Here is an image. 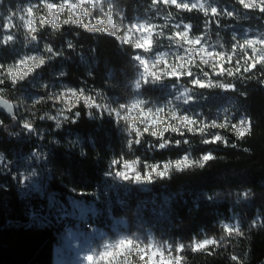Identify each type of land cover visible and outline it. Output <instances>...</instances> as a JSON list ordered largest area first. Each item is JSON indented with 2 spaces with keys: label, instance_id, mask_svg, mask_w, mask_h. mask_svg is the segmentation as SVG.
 <instances>
[{
  "label": "trees",
  "instance_id": "1",
  "mask_svg": "<svg viewBox=\"0 0 264 264\" xmlns=\"http://www.w3.org/2000/svg\"><path fill=\"white\" fill-rule=\"evenodd\" d=\"M3 1L15 7L19 0ZM46 1L61 4L64 0ZM102 1L112 7L118 23L145 21L152 26L153 53L165 49L169 42L177 43L178 28L189 26L191 35L208 38L216 46L223 65L198 63L191 76L145 84L137 61L138 55L148 54L144 49L74 25L66 15L56 29L39 22L37 34L58 53L39 71L48 81L60 72L67 84L117 108L129 107L139 94L148 105L164 100L166 88L182 84L194 94L189 107L197 122L195 131L185 128L184 135L168 131L163 137H154L141 131L137 137L114 117L81 102L74 109L78 115L59 128L53 122L36 121L37 127L48 130L41 149L33 135L23 142L19 116L0 112V152L14 159L19 152L36 148L43 156L45 184L44 195L24 194L14 175L0 173V264H54L63 224L56 222L49 193L66 203L68 197L96 201L102 213L99 225L108 230L110 214L123 218L128 223V239L148 242L152 237L169 244L179 264H264V62L243 71L254 62L252 51L242 41L247 29L264 34V13L258 7L245 9L238 0H209V10L177 8L160 0ZM7 61L10 53L3 47L0 63ZM195 78L211 84L197 87ZM26 84L4 77L0 84L3 97L14 102ZM223 105L232 120L229 127L217 129L212 125L224 124L219 112ZM242 117L249 128L246 135L237 128L239 137L245 135L239 138L231 127ZM217 134L222 141L219 137L217 143L206 142ZM164 142L168 146L160 149ZM207 154L213 159L206 158ZM185 155L189 164L173 165L167 175L153 173L143 184L133 179L119 183L118 171L122 169L113 164L139 160L138 169L145 174L151 164L177 161ZM232 213L239 214L241 225L227 231L220 220ZM34 214L47 221L39 223ZM206 238H214L215 245L192 250L194 243ZM180 246L183 250L175 251ZM130 264L152 263L132 254Z\"/></svg>",
  "mask_w": 264,
  "mask_h": 264
},
{
  "label": "rangeland",
  "instance_id": "2",
  "mask_svg": "<svg viewBox=\"0 0 264 264\" xmlns=\"http://www.w3.org/2000/svg\"><path fill=\"white\" fill-rule=\"evenodd\" d=\"M160 1L165 3V0ZM66 2L67 0H64L61 4L56 5L57 7L62 4L66 5ZM71 2L78 3L79 0H71ZM247 2L251 4L254 0H247ZM92 3L95 7H92V4H89L87 0H85L81 9L78 10V12H83L84 10L88 11L89 16L84 18L85 21L87 22L88 20H91L93 23L100 19L106 21L107 14L111 13L114 25L121 29L115 37L118 38L122 44L125 43H123L120 38L127 34L126 30L133 26L139 27L145 36H149L151 38V46L146 51L148 54L139 56L148 60L150 64H155L157 69L163 68V64L159 63V58L161 57L170 65H179L181 63L180 57H183L184 68L181 70L185 73L191 72L194 66L203 62L200 61L197 54L193 57L191 63H189L188 53L186 50L191 48L194 52L198 53V50L201 47L216 54L213 60L208 62L210 66H215L217 64L223 65L222 54H220L216 46L212 44L208 38L204 39L191 35L189 26L178 28L177 34L179 33V35H177V43L169 42L165 49L155 51L153 53L152 37L154 29L150 24L145 23V21H139L134 24L118 23L114 18L112 7L110 5L103 3L102 0H92ZM177 3H188V9L193 8V4H195L194 8L197 9L209 10L211 7V2L209 0H177ZM48 4L55 3L48 2L46 0H19L15 7H12L10 3L5 4L3 0L0 2V52L3 47H7L10 53V61L0 63V81H2L0 84H3L4 77H8V79L13 83L27 81V84L23 87L20 95L13 102V116H19L21 126L24 130L23 142L30 141L33 135L35 137L36 145H38L37 147L42 149L48 130L44 127H37L36 121L40 119L43 121L53 122L56 125V128H59L68 119L73 118L76 115L74 109L81 102L84 103V100H76L75 98H72V91L77 92L78 95L80 92H83L84 97H90L102 106L107 105L106 111H99L105 112L109 116L114 117L116 121L123 126L125 131H134L132 124H135L137 128L143 131L144 125L141 123V111L151 112L152 115H155L157 111L163 110L160 115V122L155 128L149 129L148 133L150 134L152 131H157L159 133L163 130V128H167V132L172 131L173 127L179 128L180 131L184 132L185 127L180 124L179 120H173V115L187 117L197 122L192 109L189 107L194 98V94L188 87L182 84H178V86L171 84L168 88H166L164 100L148 105L139 94L129 107L123 109L117 108L108 102L97 100L92 97L87 90H79L72 87L62 80L60 72L53 73L50 81L45 79L42 72L39 71L45 63L52 60L58 55V53L55 50L52 52L47 51L51 45L42 40L39 34H37L39 27L38 23L41 22L42 24H47L51 28L56 29L60 26L63 15H66L68 17V21L70 22H72L73 19L71 10L65 6L63 12L57 13V21H54L52 24L47 23V21L52 19V10L47 7ZM166 4L174 5L171 3ZM27 8H32V16H28L26 12ZM21 16L24 17L23 20L20 19ZM29 21L36 24L37 30L35 32H32L28 27ZM148 29H150V31H148ZM88 31L91 30L89 29ZM109 31L92 32H105L109 34ZM184 32L188 33L187 39L182 38ZM139 34L140 33H134L133 39H135V36ZM9 35L13 37V40L5 43V40ZM33 35L36 36L35 40L32 39ZM196 39L200 40L201 43L199 45L188 43V41ZM242 41L244 44L243 46L252 51V60L255 64L264 62V34L247 29L244 33ZM178 43L180 44L178 45ZM81 60L83 62L86 61L84 57H82ZM139 65L141 67L140 78H142L144 75V68L140 63ZM173 78L174 77L166 76L161 79ZM149 79L151 78L149 77ZM196 79L199 78H195L194 80ZM201 81L207 84L206 86L211 84V82L206 79ZM193 85L197 86L194 81ZM222 88L223 90L227 89L226 86H222ZM3 91L4 89L0 87L1 97H3ZM131 106L139 108L132 110V112L129 113L128 109H130ZM219 112L223 115V123H227L229 127L232 118L228 114L227 105L221 106ZM125 117H127V119H125ZM241 121L246 122L249 125L247 119L242 117L239 123ZM24 123L32 124L33 130H26L23 127ZM238 131L240 134H244L247 129L238 128ZM177 133L180 134V132ZM155 137L160 136L158 135ZM218 138L219 137L216 139ZM18 154L19 155L14 159H10L5 157L4 154L0 152V173H11L14 175V177L18 180L19 188L24 194L36 193L44 195L45 184L43 182L42 153L34 148L28 153L20 154L19 152ZM209 156L210 154H207L206 158ZM190 162V158L185 155L177 161L168 160L151 165H160V170H163V165H167L164 171L160 172V174H164L173 165L184 167ZM149 166H147L145 174ZM137 170L141 173L138 166ZM125 180L127 179L120 176L119 183L122 184ZM147 180L148 179L146 177H142V181L140 183L143 184ZM47 198L49 200L52 213L55 215L56 222L61 225L63 224V229L60 233V242L55 246L54 264H102L98 257L103 251H105L109 246L116 245L121 240L128 239L126 235L128 223L125 219L116 218L110 214L109 220L106 221H110L108 230L98 224L97 220L101 218L102 213L98 208L96 201H85L68 197V202L66 203L60 200V198H58L54 193H49ZM34 217L39 223L47 221L45 217L39 214H34ZM259 220L260 217H257L256 221ZM220 224L224 226L227 231L237 229L241 225L240 216L238 213H232L229 218H222L220 220ZM133 241L136 242L137 247L125 254V258L128 260L129 264L131 255H139V247L141 246L147 249L144 256L152 264H171V261L169 260L170 258L174 262L176 261V264H179L180 262L179 257L175 255L169 244H162L152 237H150L148 242H144L143 240ZM214 241V238H206L196 246L197 248H203L214 243ZM153 248L160 251L159 257H156L155 253L152 255ZM122 255H124L122 251H117L111 256H105L104 264H112L117 257ZM92 256L94 259L90 261Z\"/></svg>",
  "mask_w": 264,
  "mask_h": 264
},
{
  "label": "snow or ice",
  "instance_id": "3",
  "mask_svg": "<svg viewBox=\"0 0 264 264\" xmlns=\"http://www.w3.org/2000/svg\"><path fill=\"white\" fill-rule=\"evenodd\" d=\"M0 2H2V0H0ZM87 2L89 4H92V7H95V5L92 3V0H87ZM155 2V0H154ZM85 3V0H79L78 3H72L71 0H67L66 5L62 4L59 7H57L56 4H48L47 7L49 9L52 10V19L47 21V23L52 24L54 21H57V13L58 12H63L65 6L71 10L72 12V23L74 25H77L79 27L82 28H86V29H90L91 31H109L110 35L116 36V34L118 32L121 31L120 28L116 27L114 25V20L113 17L111 15V13L107 14V20H96L94 23L91 20H88L87 22L85 21V17L89 16V13L87 10H84L83 12H78V10L81 9L82 4ZM165 3H171L174 4L177 8H184V9H188L189 8V4L188 3H177V0H165ZM239 3L247 10H252L254 8L258 7V10L262 13H264V0H254L253 3L249 4L247 2V0H239ZM192 7H195V4L192 5ZM217 11L216 8L212 9V12L215 13ZM26 12L28 14V16H32V8H27ZM229 15H231V13H229ZM21 20L24 19L23 16L20 17ZM28 27L30 28V30L32 32H35L36 29V24L32 21H29ZM148 31H150V29H148ZM126 35L122 36L120 39L122 40L123 43L125 44H131L132 46H135L137 49H144L145 51H147L150 46H151V38L149 36H145L144 33L141 31V29L139 27H129L126 30ZM134 33H140L139 35L135 36V39H133V34ZM179 35V33L177 34ZM188 33L184 32L183 33V39H187ZM32 39L35 40L36 36L33 35ZM13 37L11 35L7 36L5 43H7L8 41H12ZM189 44H195V45H199L201 42L199 39L193 40V41H188ZM47 51L52 52L53 49L51 47H49L47 49ZM188 53V62L191 63L193 57L195 55L198 54L200 61H202L203 63L207 64L209 61H212L214 56L216 55L213 52H209L207 50H205V48L201 47L198 50V53L194 52L191 48L186 50ZM137 60L139 61V63L141 64V66L144 68V75L142 77V81L143 83H150V82H155L157 80H160L162 77H166V76H170V77H174V78H180L183 77L184 75H189L191 76V72H187L185 73L184 71H182L181 69L184 68V63L183 57H180L181 63L179 65L177 64H168L167 61H165L162 57L159 58V63L163 64V68L161 69H157L155 64H150V62L146 59H144L142 56H137ZM42 63V62H40ZM256 64L252 63L250 65H247L243 71L247 72L250 69H255ZM225 69L223 67L220 68V72H224ZM229 75H231L232 73L229 72ZM204 75L207 77L209 74L207 72L204 73ZM149 77L151 79H149ZM0 83H2V81H0ZM194 83L197 86H206L207 84L203 83L201 80L196 79L194 80ZM141 87V83L137 84V88ZM71 97L75 98L76 100H80L83 99L84 103L89 107V108H96L98 110L101 111H106L107 110V105H100L98 103H96L94 100H92L90 97H84L83 92H80L79 95L77 94V92L72 91L71 92ZM127 108V105H125V107L123 109ZM139 107H135V106H131L130 109H128L129 113L132 112V110L138 109ZM163 110H159L155 113V115H152L151 112H145V111H141L140 112V116H141V123L144 125L143 128V132H148L150 128H155L157 126V124L160 122V115L161 112ZM76 115H78V113H75ZM119 117V116H118ZM125 119H127V117H125ZM173 120H179L180 124L183 125L185 128L188 129V131H195V124L196 121L187 118V117H179L176 115L172 116ZM133 125V130L136 133V136L139 137L141 135V130L139 128H137V126L135 124ZM23 127L28 130V131H32L33 130V125L30 123H24ZM212 127L217 128V129H221V128H227L228 125L227 123L225 124H214L212 125ZM240 128V129H248L249 125L246 122L241 121L239 124H234L232 125L231 129L232 131L235 133L236 136L239 137V133L236 132V129ZM173 132H180V135H184V133L182 131H180L179 128L173 127L172 129ZM201 131V129H200ZM204 131V129H203ZM201 131V133L203 132ZM167 132V128H163L162 131H160L159 133L157 131H152L151 135L152 136H160L163 137L164 133ZM247 134V132L245 133V135ZM244 135V136H245ZM243 136V137H244ZM217 137H220L221 141L223 140L222 136L217 134L214 137H212L211 139L207 140V143H217ZM243 137H239V138H243ZM185 142V141H184ZM225 142V141H224ZM136 144L140 143V140L137 139L135 141ZM176 143V142H175ZM132 144L133 142L130 140L128 143V147L131 150L132 148ZM166 146H168L167 143H160L159 144V148L163 149ZM209 160L213 159L212 156L208 157ZM140 161L139 160H124L123 162L121 161H113L114 166L119 164L120 168L122 169L121 171H118V175L122 176L124 179H134L136 182H141L142 181V177H146L148 180H151L153 178V173H155V175H157L160 172H163L164 169L167 167V165H163V170L161 169L160 165H151L148 167V170L146 172V174H141L138 170H137V166L140 165ZM201 166H203L201 164ZM165 175H167V173H164ZM245 197H247V193H245ZM200 242L194 243L192 245V250L194 251L196 244H198ZM211 245H215V244H211ZM135 247H137L136 242L130 239H125V240H121L119 241L116 245L114 246H109L105 251H103L100 255H99V260L102 262V264H104V257L105 256H111L113 255L115 252L117 251H122L124 253V255L117 257L112 264H129L128 260L125 258V254L129 251H131L132 249H134ZM183 250V246L178 247L175 251H182ZM147 251V249L145 247H139V255L141 259H146V257L144 256V253ZM153 253L156 254V257L160 256V251L153 248L152 250V255ZM164 255V253H163ZM94 259V257L92 256L90 258V261H92ZM171 261V264H176V261L174 262L171 258L169 259Z\"/></svg>",
  "mask_w": 264,
  "mask_h": 264
},
{
  "label": "water",
  "instance_id": "4",
  "mask_svg": "<svg viewBox=\"0 0 264 264\" xmlns=\"http://www.w3.org/2000/svg\"><path fill=\"white\" fill-rule=\"evenodd\" d=\"M0 112L6 113L9 116H13L14 114L13 102L0 96Z\"/></svg>",
  "mask_w": 264,
  "mask_h": 264
}]
</instances>
